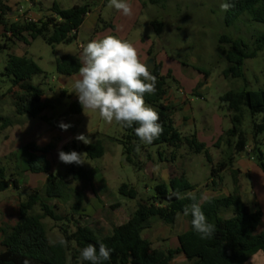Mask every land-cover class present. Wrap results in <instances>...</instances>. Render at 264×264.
Segmentation results:
<instances>
[{
  "label": "rangeland",
  "instance_id": "obj_1",
  "mask_svg": "<svg viewBox=\"0 0 264 264\" xmlns=\"http://www.w3.org/2000/svg\"><path fill=\"white\" fill-rule=\"evenodd\" d=\"M6 1L10 7L8 14L11 17L15 12L19 15L18 10L21 7L24 12L31 11L38 14L41 11L46 12L54 4H58L63 9L90 4L92 10H100L102 22L98 24L95 34L89 32L86 25L81 28L79 42L85 45L92 40H99L109 35L122 39L129 19L121 11L110 7V0H2L4 4ZM127 2L131 3V0ZM145 2L146 5L142 6L139 20L134 22L133 32L125 41L136 47L140 45L137 43L140 37L150 38L155 44V64H157L156 57L159 56L161 60H165V74L170 72L172 75L167 81L169 94L184 102L185 95L179 93V90L183 89L186 92L190 100L187 102L188 108L180 109L173 114L176 129L184 136L198 132L208 137H211L217 129H223L224 132L229 130L232 126L230 113L220 98L228 91L264 90V49L258 53L256 58L245 61L244 77H225L224 72L231 65L223 55L229 46L221 44V38L227 36L240 39L246 42L252 50L258 34L264 32V24L251 22L247 17H242L234 26H226L227 12L220 8L225 0H158L155 5L151 4L150 0ZM10 21L16 22L13 17ZM153 22L163 24L161 33L157 32ZM27 39L29 43L19 40L10 41L7 49L0 48V73L4 72L10 56H28L42 70V73L34 76L30 83L48 92L47 95H49L50 90L57 91L61 86V75L57 72L55 64L56 58L65 53L78 55L80 52L78 41L69 45L60 44L53 48L41 37L35 40L29 37ZM6 41L4 31L1 30L0 47ZM206 73L209 74L208 79L205 78ZM196 80H200V83L195 84ZM23 93L20 88H13L12 82L7 77L0 75V183L6 182L10 185L9 189L0 190V202L3 203L0 205V225L11 226L17 221L19 202L24 201L35 191L43 193L45 190L43 182L50 173L68 182L70 189L63 193L62 198L56 199L59 206L57 212L65 220L59 223L51 219L43 221L51 243L64 238L60 229L64 224L70 232L75 231L77 220L81 225H88L102 235L109 234L116 218L124 213L134 212L140 200H146L154 195L157 184L168 181L171 169L172 173L178 170L180 174H185L189 183L194 187L192 192L196 194L199 201L202 194L210 200L225 198L237 193L252 211L261 210L264 204V171L257 160L247 155L249 152L236 157L234 169L242 171L238 175L237 184L240 186L238 190H236L237 184L231 168L222 174V182L216 180L219 188L215 189L212 184L213 167H217L230 155V150L225 144L219 148L214 146L209 148L210 158H207L205 153H195L186 143L179 148L166 144L149 145L142 153L141 161L145 163V166L149 162L153 165L148 168L144 166L139 170L126 162L123 147L115 141L120 140L123 135L122 126L115 120L109 124L100 116L98 110L86 109L80 114L70 115L68 113L67 116L55 117L54 121L57 122L55 126L39 117L33 118L27 114H18L15 97ZM68 93L71 98L76 95L72 88L68 89ZM50 101L55 100L51 98ZM174 108L178 110L177 107ZM183 118L188 120L184 127L181 125ZM60 122L70 124L71 127L64 131L58 126ZM244 130L251 133L249 114L244 121ZM8 132L14 136V144L9 143L10 146L4 138ZM41 134L44 137L39 139ZM78 134L89 136L92 140L97 134H107L108 138L103 140L105 155L100 159H90L85 154L83 157L85 163L81 165L60 162L58 152L61 150L66 153L71 151L86 153L80 146L83 142L76 139L75 143L79 146L77 150L72 142L65 145V142L70 141L72 137L75 138ZM28 142L31 147L37 149V152L28 148L29 145L24 149ZM43 144L47 145L43 147ZM49 146L52 149L43 153V150ZM251 148L252 144L248 151ZM30 154H34L37 158L45 155L51 165L50 172L33 173L29 171ZM242 157L246 161V166L241 163ZM26 166H28V173L22 174ZM72 167L76 171L83 168L87 172L88 180L85 182L73 180V173L69 171ZM245 170L249 171L250 176L245 174ZM14 180L18 181V187L14 186ZM90 183L93 184L92 190L102 203L119 201L122 202L121 207L112 208L110 203L111 207L102 209L101 203L95 199H90V206L87 205V194H91ZM123 184L133 186L138 191V198L133 200L122 196L119 189ZM12 196L14 197L11 198ZM7 202H9L10 209L4 211L3 206ZM77 202L79 204L85 202L88 212H82L78 206L76 207ZM34 212H41V210L36 207ZM221 215L229 218L231 213L227 210L221 212ZM69 218L71 221L66 220ZM150 222H153L151 226L154 229L150 232H148L150 228L145 230L142 236L153 239L154 248L166 249L173 248L174 238L178 232L184 230L187 218L180 215L177 223L172 226L158 219H152ZM0 249H4L1 243ZM172 264L188 263L182 258H177Z\"/></svg>",
  "mask_w": 264,
  "mask_h": 264
},
{
  "label": "trees",
  "instance_id": "obj_2",
  "mask_svg": "<svg viewBox=\"0 0 264 264\" xmlns=\"http://www.w3.org/2000/svg\"><path fill=\"white\" fill-rule=\"evenodd\" d=\"M146 5V0H140ZM151 4H157L158 0H150ZM232 3V7L227 11L225 24L228 27L234 26L242 17H247L251 22L264 24V0H227ZM52 14L45 16L38 21L27 19L20 21H10L5 18L10 8L0 0V24L4 26V36L7 41L0 47L2 50L8 48L10 41H25L29 43L27 37L35 40L43 38L47 44L53 48L60 44H71L78 38V32L83 25L88 13L91 10L90 4L75 5L69 9H63L58 4H54L50 9ZM102 22V20H100ZM157 32L161 33L163 24L153 22ZM221 44L228 45L223 55L231 65L225 70V77H244L245 61L254 59L258 53L264 49V32L259 33L250 50V46L240 40L227 36L221 38ZM149 56L153 57V50L149 51ZM57 72L63 76H73L79 73L82 62L79 56L63 55L56 58ZM42 73L38 64L28 56H10L8 64L1 76L7 77L13 84V88H20L23 94L15 97L18 114H27L33 118H38L42 112L51 107L44 101L45 91L30 83L32 78ZM156 77V91L152 94H145L144 99L148 106L154 108L159 114V123L163 126V134L150 146L166 144L174 148H179L184 143L188 144L195 153H205L210 158L209 148L201 143L195 134L184 136L176 129L173 119L174 107L165 104L168 95V79L172 77L169 72L162 74V65L155 64L151 70ZM206 78L209 74H205ZM226 105L231 120V128L223 133L214 147H221L225 144L230 150V155L212 169V184L214 188H219L217 179L222 182V174L231 168L238 183L240 170L234 169L236 157L249 152L250 156L259 162L264 171V90L239 92L228 91L220 98ZM82 107L75 101L70 107V115L80 114ZM251 118V133L244 130V121L247 116ZM52 125L57 122L50 120ZM123 127V135L118 142L123 147V155L127 163L137 169L144 168L145 163L141 161V155L146 151L147 146L140 143L135 135V127ZM251 137V138H250ZM252 148L248 151L249 146ZM137 144H140V151H136ZM37 152L35 147H31ZM90 159H100L105 155L103 141L98 138L92 140V144L81 147ZM52 149L49 146L43 153ZM226 154V153H225ZM29 171L33 173H49L50 163L45 155L40 158L34 154L29 156ZM73 173V180H88L87 172L80 168L69 170ZM14 186L18 187V182L14 181ZM9 188L6 182L0 183V190ZM238 190L240 186L237 184ZM194 187L189 183L185 174L173 177L169 184L159 183L155 186L154 195L146 200H140L137 209L133 212L129 220L120 226H114L112 234L102 235L88 225H81L76 221V230L70 232L67 225L60 227L64 239L68 241V246L64 247L59 242L51 243L48 230L44 224L45 219H51L56 223L65 220L57 211V205H51L45 201L48 199H60L63 193L69 189L68 182L62 178L49 174L43 193L33 192L18 207L19 221L15 226L3 224L0 227L2 239L0 249V264H90L88 261L80 259V250L88 244L99 245L103 243L111 250V259L104 264H172L178 255H184L189 264H245L254 255L264 252V232L257 234V230L263 220L262 210L252 211L241 200L239 194H230L225 198H212L201 203L202 211L205 213L209 223L216 225L214 237L210 240H202L193 230L191 214L185 216L189 221V230L178 235L179 247L154 248L151 241L145 239L143 232L149 228L152 219H158L166 225H175L183 209L189 205V199H168L169 192H179L181 194L192 192ZM119 192L129 199H137L138 191L131 185L123 184ZM237 192V191H236ZM197 200L199 201L198 197ZM79 206L77 202L76 207ZM39 207L41 212H34ZM119 207V204L112 208ZM230 211L231 216L224 218L223 211ZM229 214V213H228ZM72 218L74 216L72 215ZM82 218V216H81ZM71 221V219H66Z\"/></svg>",
  "mask_w": 264,
  "mask_h": 264
},
{
  "label": "clouds",
  "instance_id": "obj_3",
  "mask_svg": "<svg viewBox=\"0 0 264 264\" xmlns=\"http://www.w3.org/2000/svg\"><path fill=\"white\" fill-rule=\"evenodd\" d=\"M109 6L121 11L126 17L133 15L132 5L127 0H110ZM232 6V3L225 0L220 8L227 12ZM81 48L82 66L79 68V78L74 80L71 87L83 110H98L109 124L115 120L123 127L138 125L135 127V135L142 144L150 145L159 139L164 131L162 124L158 122L159 114L144 99L145 94L156 91V77L152 75L148 65L141 62L137 49L128 41L112 35L92 40L81 45ZM58 126L64 131L71 127L63 122ZM75 139L85 145L92 144V139L84 134H78ZM136 151H140V144H137ZM85 154L61 150L58 158L64 164L81 165L85 163ZM172 198L189 199L191 203L184 207L183 215L191 214L193 230L202 240L214 237L216 225L208 222L200 202L206 201V196L202 194L198 201L194 192H169L168 199ZM58 242L64 247L68 246V241L64 238ZM80 259L90 264H104L111 259V250L103 243L98 249L96 245L88 244L80 250ZM24 264H28V261L25 260Z\"/></svg>",
  "mask_w": 264,
  "mask_h": 264
},
{
  "label": "crops",
  "instance_id": "obj_4",
  "mask_svg": "<svg viewBox=\"0 0 264 264\" xmlns=\"http://www.w3.org/2000/svg\"><path fill=\"white\" fill-rule=\"evenodd\" d=\"M105 1H107V0H105ZM4 2V1H3ZM6 3V5L9 7V5L7 4V1L5 2ZM131 3H132V8H133V15L131 16V17H129V19H128V24H127V27H126V33H125V35L123 36V38H122V40H127L128 38H129V36H130V34L133 32V27H134V22L135 21H138L139 20V17H140V15L142 14V6H144L143 5V3L140 1V0H131ZM84 5V4H83ZM145 7V6H144ZM10 8V7H9ZM51 9V8H50ZM50 9H48L46 12H39L38 14H36V13H34V12H31V11H27V12H18L19 13V15H16L15 13L13 14V18H15V21H20V19L19 18H22L23 20H25V19H27V18H30V19H32L33 21H38V20H40V19H42L43 17H45V16H49V15H51L52 14V12H51V10ZM12 11H13V9H11ZM19 11V10H18ZM14 12V11H13ZM22 14V15H21ZM16 15V16H15ZM9 14H7L6 16H5V18L7 19V20H11V18H12ZM100 20H102V18H101V15H100V10H97V11H95V10H90V12L88 13V15H87V17H86V19H85V21H84V23H83V25L81 26V28L83 27V26H87V28H88V30H89V32H92V33H96L97 32V28H98V24L100 23ZM81 28L79 29V32H78V38H77V41H78V47H79V49H80V52L78 53V55H76V56H79L80 57V55H81V52H82V48H81V45H85L84 43H80L79 42V34H80V30H81ZM4 31V26L2 25V24H0V31ZM138 42L137 43H140V45H138V46H136L135 48L137 49V52H138V56H139V59L141 60V62H143V63H148V61L150 60V59H154L155 60V44L150 40V38H144V37H140V39H138L137 40ZM136 43V44H137ZM153 50V57H150L149 56V51L150 50ZM63 55H75V54H73V53H65V54H62L61 56H63ZM156 63L157 64H160V65H162V74L163 75H167V74H165L166 73V70H165V60H161L160 58H159V56H157L156 57ZM77 78H79V73L78 74H76V75H73V76H63V75H61V78H60V82H61V86H60V88L57 90V91H53V90H50L49 91V95H47V93L48 92H46L45 91V96H44V101H47L50 105H51V107L50 108H48L47 110H45L44 112H42L41 114H40V116H39V118H41L42 120H45V121H50V120H54L55 119V117H61V116H63V115H68V113H69V111H70V107H71V105L75 102V101H78V97H77V95H75L73 98H71V96L69 95V93H68V89L69 88H72L71 87V84L74 82V80L75 79H77ZM206 78V77H205ZM206 79H208V78H206ZM194 83L196 84V83H200V80H196V81H194ZM179 93H181V94H184L185 95V97H184V102H181V101H179L178 99H176L175 97H173L171 94H169V92H168V95H167V97H166V100H165V104L166 105H169L170 107H177L178 108V110H175V111H179L180 109H184V108H188V106H189V104H187V102H189L190 100H189V98H188V96H187V94H186V92L183 90V89H180L179 90ZM197 94V93H196ZM198 95V94H197ZM202 97V96H201ZM51 98H53V100H55V101H50V99ZM68 100V101H67ZM72 100V102H70ZM15 103V102H14ZM83 110V109H82ZM49 111H51L50 113H48ZM82 113V112H81ZM180 123V122H179ZM182 123L183 124H181V125H183V127H184V124H186V123H188V120H187V118H183V121H182ZM209 130H210V128H209ZM223 133H224V130L223 129H220V130H216L215 131V133L214 134H212V136L211 137H208V136H206V135H204V134H198V132L197 133H195V135L197 136V138H198V140L201 142V143H204V144H206V146L208 147V148H211V147H213L214 145H215V143L219 140V138L223 135ZM193 135V134H192ZM43 135L41 134V137L39 138V139H41V138H43L42 137ZM5 139H6V141H7V143H8V146H10L11 144H14V136L12 135L11 136V134L8 132L6 135H5V137H4ZM95 138H98V139H101L102 141L103 140H105L106 138H108V135L107 134H102V135H100V134H97V135H95ZM24 139H26L25 137H24ZM117 143H118V140H115ZM73 143V145H74V148H75V150H77L78 149V145H77V143H75V138H71V140L70 141H67V142H65V145L66 144H70V143ZM9 143H11V144H9ZM103 144H104V142H103ZM28 145H30V142H28L27 144H26V146H25V148L24 149H26V147L28 146ZM47 144H43V147L44 146H46ZM83 145H85V144H81L80 146L82 147ZM243 159H242V161H241V163H242V165L243 166H246L247 164H246V161L244 160V157H242ZM151 164V165H150ZM153 164L151 163V162H149L148 164H146V166H145V168H148L149 166H152ZM152 171V170H151ZM241 171V170H240ZM171 173H170V176H168L169 177V179H168V181L166 182H164V183H166V184H169V182H170V180L173 178V177H179V176H181V175H183V173H181L180 174V172L178 171V170H176L175 172H173L172 173V169H171V171H170ZM242 172V171H241ZM22 174L23 173H28V166H26L23 170H22V172H21ZM153 173V172H152ZM245 174H248L249 176H250V173H249V171L248 170H245ZM152 176H153V174H152ZM48 178V177H47ZM15 181V180H14ZM17 181V180H16ZM85 181H87V180H83V181H81V182H85ZM18 182V181H17ZM46 183H47V179H46V181H44L43 182V185H45L46 186ZM91 184V183H90ZM92 186H93V184H91L90 185V189H91V194L90 193H88L87 194V192H86V194H87V202H88V204L87 205H89L90 203H89V200L90 199H95V200H97L98 202H100L101 203V205H102V209H104V207L105 208H108V207H111V206H113V204L114 205H116V204H119V206L121 207V205H122V202H119V201H111V202H104V203H102L101 202V200L97 197V195H96V193L92 190ZM9 188H10V185H9ZM8 188V189H9ZM14 196H12L11 198H13ZM8 199V198H7ZM45 199V201H47V202H49L51 205H57L58 206V201L55 199H48V198H44ZM21 202V201H20ZM20 202H19V204H20ZM14 203V202H13ZM110 203H111V206H110ZM1 204H3L2 202H0V205ZM19 204H18V207H19ZM77 204V203H76ZM90 206V205H89ZM4 208H3V210L4 211H8L10 208H9V202H7L4 206H3ZM18 207H17V213H18ZM59 207V206H58ZM79 209H81V211L82 212H88V206H86L85 205V202H81V204H79ZM119 207V208H120ZM262 208H261V210H262V212H263V215H264V204L261 206ZM122 210H123V208H121ZM133 214V212L132 213H124V214H122V215H120V217L119 218H116L115 220H114V224H113V227L114 226H120V225H123L124 223H126L128 220H129V218L131 217V215ZM18 215V214H17ZM185 217V216H184ZM18 221H19V215H18V219H17V221L13 224V225H11V226H15L17 223H18ZM155 223V222H154ZM263 223H264V216H263V220H262V222H261V225L259 226V228H258V230H257V234H260V233H263L264 232V228L262 229V225H263ZM3 224H1L0 225V227L2 226ZM189 227H190V225H189V221L187 220V222H186V224H185V228H184V230L182 231V232H185V231H187V230H189ZM152 229H154L153 228V226H151V228L148 230V232H150V231H152ZM112 231H113V228H112V230H111V232L109 233V234H107V235H110V234H112ZM182 232H178V234H177V236L174 238V243H173V248L172 249H176V248H178L179 247V242H178V235L180 234V233H182ZM153 236V235H152ZM155 237V236H154ZM1 239H2V234H1ZM145 239H147V240H149V241H151L152 242V244H153V246H155L154 245V240L153 239H151V238H149V237H147L146 236V238ZM167 240V239H166ZM175 241H176V244H175ZM177 258H182L184 261H186L187 262V259H186V257L184 256V255H178L176 258H175V260H177ZM174 260V261H175ZM173 261V262H174ZM188 263V262H187ZM189 264V263H188ZM245 264H264V252H259V253H257L256 255H254L247 263H245Z\"/></svg>",
  "mask_w": 264,
  "mask_h": 264
},
{
  "label": "water",
  "instance_id": "obj_5",
  "mask_svg": "<svg viewBox=\"0 0 264 264\" xmlns=\"http://www.w3.org/2000/svg\"><path fill=\"white\" fill-rule=\"evenodd\" d=\"M148 67L150 68V70H153L155 68V60L154 59H150L147 63ZM248 156H250L249 153H247Z\"/></svg>",
  "mask_w": 264,
  "mask_h": 264
},
{
  "label": "built area",
  "instance_id": "obj_6",
  "mask_svg": "<svg viewBox=\"0 0 264 264\" xmlns=\"http://www.w3.org/2000/svg\"><path fill=\"white\" fill-rule=\"evenodd\" d=\"M19 12H21V13L24 12L22 7L19 9ZM27 20H29V21H33V20L30 19V18H27Z\"/></svg>",
  "mask_w": 264,
  "mask_h": 264
}]
</instances>
